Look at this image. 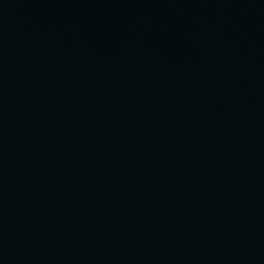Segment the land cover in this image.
I'll return each mask as SVG.
<instances>
[{
    "label": "water",
    "instance_id": "water-1",
    "mask_svg": "<svg viewBox=\"0 0 264 264\" xmlns=\"http://www.w3.org/2000/svg\"><path fill=\"white\" fill-rule=\"evenodd\" d=\"M0 264H264V0H0Z\"/></svg>",
    "mask_w": 264,
    "mask_h": 264
}]
</instances>
